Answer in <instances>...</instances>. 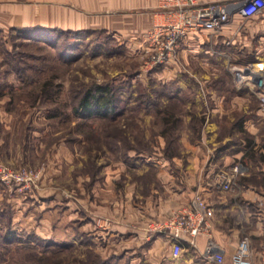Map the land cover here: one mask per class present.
Here are the masks:
<instances>
[{"label":"rangeland","instance_id":"obj_1","mask_svg":"<svg viewBox=\"0 0 264 264\" xmlns=\"http://www.w3.org/2000/svg\"><path fill=\"white\" fill-rule=\"evenodd\" d=\"M51 1L0 0V264H179L159 258L167 247L147 239L170 234L152 227L162 220L144 216L134 238L129 222L119 232L113 194L120 189L124 202L130 188L131 201L148 205L166 181L158 158L186 167L203 138L210 139L204 156L196 154L203 168L243 165L215 199L237 203L223 224L260 251L264 236L251 233L257 215L248 214L264 207V108L247 78L255 65L205 63L200 53L153 64L136 36L102 24L55 25L70 16ZM100 83L113 89L115 108L106 116L76 114L84 90ZM234 99L244 100L241 109L230 106Z\"/></svg>","mask_w":264,"mask_h":264},{"label":"crops","instance_id":"obj_2","mask_svg":"<svg viewBox=\"0 0 264 264\" xmlns=\"http://www.w3.org/2000/svg\"><path fill=\"white\" fill-rule=\"evenodd\" d=\"M198 2L207 1H223V0H197ZM53 8L61 14V11L69 12V19L62 18L55 25L61 27H76L83 26H98L102 24L104 27L116 29L125 35L136 36L135 41L139 44L141 50L146 44V33L153 22L160 18L162 7H159L157 0H52ZM56 4V6H55ZM67 5V7H66ZM67 8V9H66ZM244 19L241 12L234 11L231 14L230 20L225 23L218 33H211L208 29H192L185 36L184 41L175 51V55L169 58L166 63L169 65H177L180 58L197 57L200 53L201 59L205 62H213V59L225 58V60L238 61L240 59H248L246 62L254 64L256 67L254 74L264 73V10L259 15H254L249 18L251 24L242 25L241 19ZM211 58V59H210ZM215 62V61H214ZM252 70V69H251ZM249 85V84H248ZM251 88V86H249ZM241 98V97H239ZM243 99V98H242ZM234 99L231 103L232 108L241 109L244 105V100ZM218 104L210 108L214 113L218 110ZM209 110V111H210ZM210 128L216 124L211 122ZM209 129V128H207ZM210 130V129H209ZM206 142L210 139H202L196 144L195 155L188 156L189 165L182 166L178 163L177 158L174 159V164L169 165V159L160 157L158 162L163 165L165 170V184L161 195H156L146 206L139 205L131 201L133 189L128 188L123 202L120 189L113 194L112 213L115 219V227L119 232H124V222H129L133 227L132 235L141 236L140 221L146 219L163 220L169 216L174 210H188L191 207V199L196 193H199L205 198L208 205L213 209L212 216L207 220L208 227L206 233H201L197 236L198 248L191 247L183 239L180 240L171 234H166V237L149 234L147 239L152 237L150 242L155 245L163 244L167 249L161 253H157L158 257L165 255L179 264H194V257L201 256L200 251L205 243V238L209 236L217 241L222 248L225 260L229 262L230 253L235 249L239 241L240 229L236 226L230 227L229 224H223L222 218L225 213L230 210H237V203L224 198H220L215 194L217 191H226L222 188L218 180V174L223 170L220 168L215 170L211 161L206 168L199 162L196 154L204 156ZM212 160V158H211ZM157 162V163H158ZM230 156L224 157V165L231 164ZM244 171V168H243ZM130 187V186H128ZM249 188L251 185L248 186ZM116 193V194H115ZM256 198L247 200L246 202L253 203ZM129 202V205L127 204ZM70 205V204H68ZM239 207V206H238ZM255 211L248 214H256L257 219L255 228L251 231L253 235L260 237L264 236V207L257 204ZM77 206L71 202V213L74 216ZM220 210V211H219ZM219 211V212H218ZM145 216V217H144ZM78 217H72V224L75 225V220ZM88 221H85L84 226H87ZM127 225V224H126ZM125 225V226H126ZM83 227V226H79ZM128 228V227H127ZM77 228H71L68 235L74 232ZM136 230V231H135ZM135 231V232H134ZM141 234V235H140ZM140 244V243H139ZM139 247V245H137ZM137 250V249H136ZM133 249L132 252H134ZM260 251H255L252 248V255L255 264H260ZM168 254V255H167ZM156 256V257H157ZM124 257V255H123ZM202 257V256H201ZM205 261V259L202 257ZM206 262V261H205ZM208 263V262H206ZM210 264V263H208Z\"/></svg>","mask_w":264,"mask_h":264},{"label":"built area","instance_id":"obj_3","mask_svg":"<svg viewBox=\"0 0 264 264\" xmlns=\"http://www.w3.org/2000/svg\"><path fill=\"white\" fill-rule=\"evenodd\" d=\"M162 7L160 18L155 20L146 33L144 53L153 64H162L175 55V51L192 29H209L218 33L230 20L234 11H240L245 19L259 15L264 10V0H223L198 2L197 0H157ZM248 79L253 80L256 94L264 108V82L261 76L249 71ZM243 173V165L235 163L218 174L223 189L232 188L237 175ZM15 176V175H14ZM213 209L199 193L191 199L188 210H174L162 221L155 222L156 230H167L171 235L186 241L197 249V236L206 233L207 220ZM200 251L201 256L210 264H255L252 246L248 236L239 238L235 249L230 253L229 262L225 260L219 243L209 234ZM260 264H264V245L259 253Z\"/></svg>","mask_w":264,"mask_h":264},{"label":"trees","instance_id":"obj_4","mask_svg":"<svg viewBox=\"0 0 264 264\" xmlns=\"http://www.w3.org/2000/svg\"><path fill=\"white\" fill-rule=\"evenodd\" d=\"M114 93L107 84H95L84 90L77 104L74 106L76 114L85 116H106L115 108Z\"/></svg>","mask_w":264,"mask_h":264}]
</instances>
